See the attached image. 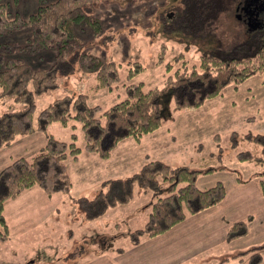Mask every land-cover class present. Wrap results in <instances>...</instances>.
<instances>
[{
    "label": "rangeland",
    "instance_id": "1",
    "mask_svg": "<svg viewBox=\"0 0 264 264\" xmlns=\"http://www.w3.org/2000/svg\"><path fill=\"white\" fill-rule=\"evenodd\" d=\"M54 1L56 0H45L41 4L48 5ZM0 2L5 3L4 10L10 19L18 14L20 18L27 20L40 6L39 0ZM187 9L185 0H98L93 14L100 19L101 33L94 36L89 24L76 25V33L84 40L82 51L96 55L104 62L113 61L118 65V86L91 94L90 90L96 84L95 74L81 70L74 63L72 66L76 68L72 74L62 73L59 76V86L38 101L35 117L50 101L88 90L92 96L91 103L107 110L125 98L127 86L140 84L144 85L149 97H156V103L160 102L162 116L147 119L153 112L148 106V99H143L141 116L130 110L117 115V119L121 120L120 137L106 133L110 123L108 116L102 118L100 130L74 120H70L66 126L60 122L52 123L48 134L69 142L74 134L81 149L77 159L70 157L66 162V172L72 180L69 191L52 194L34 186L40 188L45 195L54 196L53 198L61 201L56 208L57 213H53L60 219L48 220L47 223L29 228L28 224H21L25 221L23 214L15 216L13 210L18 211L34 198L22 196L19 201L11 203L7 212L10 211L12 224L6 223L5 231L3 229L6 236L0 240V264H189L185 262L187 256L182 254L180 239L172 238V233L167 235L184 221L161 235L144 237L138 244L133 243L131 232L145 226L152 209L151 203L155 200L152 192L145 191L138 184L134 186L127 202L110 205L98 216H95L98 207L87 209L84 206L85 198L93 200L102 193L106 194L109 191V181L130 176L153 160L166 162L173 167L188 166L204 172L213 170L200 174L198 186L206 189L218 182L224 183L227 194L229 192L234 202L240 206L238 209L233 206L229 209L230 213H237L239 220L253 215L249 211L254 209V201L244 199L246 196L254 199V191L257 189L246 190L244 184L240 186L237 182L264 180V176H259L264 172V166L257 167L250 160L242 161L240 158L242 152L252 154L255 158L264 156L263 145L247 137L249 134L264 135V72L255 74L239 86L225 87L222 93L207 98L204 97L205 94L212 91L213 87L206 88L199 83L189 87L185 85L181 76L194 68L199 69L202 53L216 45L221 46L224 52H231L235 44L244 41L239 33L240 29L234 28L238 25L231 17L229 21L217 22L209 28L196 11H191L190 16ZM239 28L241 32L249 33L247 28ZM33 29L35 28L30 23H24L18 24L13 30L3 31L0 35V51L34 69L49 68L57 58L56 48L45 47L37 52L22 50V47H30L28 44ZM202 32H215L217 36L220 32L225 33L219 35L220 40L217 42L214 36H194L202 35ZM74 57L71 59L75 60ZM149 120H152L151 126H148ZM142 122L146 123L147 128L141 127ZM46 141L44 132L34 131L21 135L11 145L0 148V171L19 158L31 159L41 151ZM10 157L12 160L7 162ZM121 194L118 195L122 196ZM29 207L30 215H36L40 209L38 203L30 204ZM41 209L51 211L53 208ZM143 211L147 216L144 217ZM255 211L254 220L249 223L248 234L228 241L237 243L238 247L244 246V249L230 254L225 247L216 251L215 257L227 250L230 264H250L252 253L245 254L248 249L251 251L264 247V206L255 202ZM242 214L247 216L243 217ZM18 219H22V222L17 221ZM10 225L17 230L19 227L31 230L25 233L19 230L20 233H17L15 230L17 236L7 240L11 233ZM162 235L164 236L160 238ZM175 236L177 237L176 233ZM157 238L160 240L154 241ZM145 241L152 243L143 246ZM166 244L179 253L157 254L166 249ZM135 246L142 247L138 254L131 251ZM240 254L244 255L237 257ZM261 254L260 264H264V249Z\"/></svg>",
    "mask_w": 264,
    "mask_h": 264
},
{
    "label": "trees",
    "instance_id": "2",
    "mask_svg": "<svg viewBox=\"0 0 264 264\" xmlns=\"http://www.w3.org/2000/svg\"><path fill=\"white\" fill-rule=\"evenodd\" d=\"M39 1L37 12L31 14L27 20L20 18L18 14L14 19L8 18L4 10L6 5L0 2L3 3L0 4V35L7 29H15L18 24L30 23L32 28H35L29 39L30 47H22V50L37 52L45 47H54L58 52L51 67L34 69L29 64L0 51V148L11 145L19 136L34 131H42L47 137L45 146L31 159L19 158L0 171V240L6 236L4 231L7 227L5 218L7 201L15 199L24 190L34 186L52 194L67 192L71 188L72 180L66 172V162L70 157L77 159L81 149L74 134L71 142L48 134V128L52 123L60 122L66 126L70 120H74L100 130L102 118L108 116L110 123L106 133L120 137L122 128L119 121L121 120L117 119V115L130 110L131 113L141 116L143 99H148V106L153 112L147 119L162 116L160 102L156 103V97L155 99L149 97L144 85L140 84L127 86L125 98L107 110L91 103L92 96L88 90L50 101L35 117L38 101L50 90L59 86V76L62 73L72 74L76 68L72 66L74 63L81 70L95 74L96 84L90 90L91 94L113 89L120 81L118 65L113 61L104 62L98 56L82 51L84 40L76 33L75 27L81 23L89 24L93 28L94 36L101 33L100 19L93 14L98 0H56L48 5L41 4L45 0ZM234 7L235 0H191L189 10L186 11L190 16L196 11L201 21H205L209 28H212L217 22L229 21L230 17L237 23ZM237 25L242 26L238 23ZM238 26L234 28L240 29L239 33L244 41L233 45L231 52L230 50L224 52L221 46L216 45L202 53L199 69L194 68L185 76H181L180 79L186 83L185 85L189 87L199 83L206 88L213 87L212 91L205 94L204 97L207 98L222 93L225 87L239 86L255 74L264 72V33L249 32V34L245 31L243 33ZM223 33L225 32H220L222 35ZM220 34L218 33L217 36L215 32H202V35L194 34V36L210 38L214 36L218 42ZM3 46L4 44L2 48ZM72 57L75 60L71 59ZM129 74L133 75L132 72ZM148 122V126H151L152 120ZM145 125L146 123L142 122L141 127L147 128ZM130 133L134 132L130 131ZM247 137L262 144L264 151V135L249 134ZM240 155L242 161L250 160L257 167L264 166V156L255 158L247 152H242ZM195 169L188 166L173 167L160 160L149 161L130 176L109 181V191L93 200L85 198L84 206L87 209L98 207L95 215L98 216L110 205L127 202L137 184L145 191L152 192L155 200L151 203L152 209L147 223L130 234L133 243L138 244L142 238L161 235L188 217L219 205L225 199L227 188L224 183L218 182L206 189L200 188L197 184L200 174H207L213 170L204 172ZM259 176L263 177L264 172ZM261 187L264 195V180L261 182ZM251 220L252 218L248 217L231 224L226 233V240L232 241L247 235ZM262 249L264 247L254 248L245 253H252L250 264L262 262ZM242 255L244 254L237 257Z\"/></svg>",
    "mask_w": 264,
    "mask_h": 264
},
{
    "label": "crops",
    "instance_id": "3",
    "mask_svg": "<svg viewBox=\"0 0 264 264\" xmlns=\"http://www.w3.org/2000/svg\"><path fill=\"white\" fill-rule=\"evenodd\" d=\"M11 160L12 158L10 157L7 162H10ZM256 181L257 180H254L248 183L237 182L240 186H243L244 184L246 190H251V191L252 189L258 190V191L257 190L254 191L255 194L254 196H256L254 199L248 196H246V198L244 199L247 201H254L253 202L254 209L249 211V214L250 213L253 214V215H249V217L250 216L253 217L252 222L254 220V214H256L255 202H258L261 207L264 206V195L262 192L261 182L260 181L256 182ZM22 196L23 197L28 196L29 198L32 197L34 199H30L29 203L24 206H21L18 211H16L17 209L13 210L16 213L15 216H19L23 214L22 216H24L25 221L24 223L21 224H28V227L32 228L34 226L36 227L37 224L39 223H47L48 220H56V218L60 219V217H55L53 213L54 211H56V208L61 203V201L53 198L54 196L45 195L44 192L38 187H32L31 189L24 191L17 198L7 202L5 206L6 208L5 218L8 225L10 224V222L12 224V219L9 216L10 211L7 212V207H9L11 203H15L16 201H19L21 199L20 197ZM47 197H50L52 199L50 198L48 199ZM37 203H38V207L40 206V209L36 212V215L28 214L30 204H37ZM233 206H236L237 209L240 207L234 202V200L232 199V197L228 192L226 199H224V201L220 203L217 207L210 208L208 210L200 212L197 215H193L189 217L186 221L174 227V229L171 230L169 234H167V235H171L172 233L173 235L172 238L180 239L182 244V254L184 256H187L185 262H189V264H199L202 262L207 264H230L231 263L229 258L230 256H228L227 253L231 252L230 254H233L236 253L239 249H244V246L238 247L237 243L234 244L235 242H232L234 244L233 245L231 242H228L226 240V232L229 226L233 222L239 220L240 218V216L237 215V213L235 215H233L234 213L232 211L230 213L229 209H231ZM46 207H52L53 209L51 211H47V210L44 211L41 209ZM258 209L260 210V208ZM137 212L140 213V211ZM137 212L135 213L137 214ZM142 213L144 217L147 214L145 211H143ZM242 216L244 217L247 215L242 214ZM22 219L21 220L18 219L17 221L22 222ZM10 226H11V230H10L11 233L7 240L11 238H15L17 236V233L20 232L25 233L26 231L31 230V229L25 230L27 227H19L18 228V230L20 231L19 232L17 229H15L14 226L12 225ZM12 228L14 229L12 230ZM15 230L17 233L15 232ZM175 233L177 237L175 236ZM163 236L164 235L160 236V238ZM160 238H157L158 240L156 239L154 241H159ZM7 240L6 242H8ZM152 242L145 241L143 242L145 243L143 246H145L147 243H148L147 245H149ZM166 245H167L166 249H162L158 251L157 254H162L164 252H166L167 254H173V252L174 253L178 252L173 247L168 246L169 244ZM225 247L226 249H228L229 252L227 250H223L222 252H220V254H218L217 257H215V252L220 251L222 248ZM140 249H142V247L135 246L131 251H134L133 254H138ZM211 257H213L214 259H212Z\"/></svg>",
    "mask_w": 264,
    "mask_h": 264
},
{
    "label": "flooded vegetation",
    "instance_id": "4",
    "mask_svg": "<svg viewBox=\"0 0 264 264\" xmlns=\"http://www.w3.org/2000/svg\"><path fill=\"white\" fill-rule=\"evenodd\" d=\"M190 2L185 0V8L189 7ZM234 10L235 20L248 32L264 33V0H235Z\"/></svg>",
    "mask_w": 264,
    "mask_h": 264
},
{
    "label": "bare ground",
    "instance_id": "5",
    "mask_svg": "<svg viewBox=\"0 0 264 264\" xmlns=\"http://www.w3.org/2000/svg\"><path fill=\"white\" fill-rule=\"evenodd\" d=\"M246 181V180H245Z\"/></svg>",
    "mask_w": 264,
    "mask_h": 264
}]
</instances>
